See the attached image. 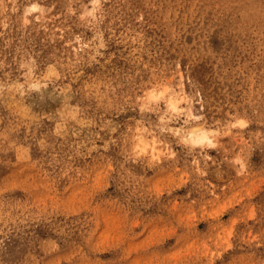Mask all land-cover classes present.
Returning a JSON list of instances; mask_svg holds the SVG:
<instances>
[{
  "label": "rangeland",
  "instance_id": "rangeland-1",
  "mask_svg": "<svg viewBox=\"0 0 264 264\" xmlns=\"http://www.w3.org/2000/svg\"><path fill=\"white\" fill-rule=\"evenodd\" d=\"M0 264H264V0H0Z\"/></svg>",
  "mask_w": 264,
  "mask_h": 264
},
{
  "label": "bare ground",
  "instance_id": "bare-ground-1",
  "mask_svg": "<svg viewBox=\"0 0 264 264\" xmlns=\"http://www.w3.org/2000/svg\"><path fill=\"white\" fill-rule=\"evenodd\" d=\"M166 91L167 90H165V92ZM152 99H154V98H152ZM178 102L179 101L177 99H170L169 107H170V109L172 111H176L177 110ZM187 136L189 137V140L195 145H202L204 143H211V139H209L207 133L202 132L201 130H197V129L196 130H192ZM142 150H145V145L143 146Z\"/></svg>",
  "mask_w": 264,
  "mask_h": 264
}]
</instances>
